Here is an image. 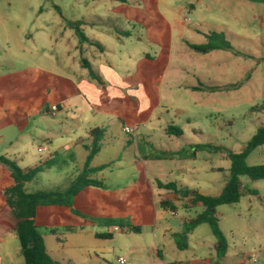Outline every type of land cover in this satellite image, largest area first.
Instances as JSON below:
<instances>
[{
	"label": "crops",
	"instance_id": "1",
	"mask_svg": "<svg viewBox=\"0 0 264 264\" xmlns=\"http://www.w3.org/2000/svg\"><path fill=\"white\" fill-rule=\"evenodd\" d=\"M150 3L153 5L152 12L147 10ZM161 3L162 0H78L74 6V20L71 23L79 25L80 31L88 41L80 39L61 12L59 14L61 22L57 24V30L43 33L46 43L50 41L52 46L55 44V55L50 56L45 52L40 61L28 59L29 63L26 64L27 67L34 66L40 69L47 77L45 86L49 89V94L55 97L49 99L52 104L50 108L47 107L52 116L62 113L66 105H71L69 107L72 112L69 110L68 112L82 118L80 120L82 128L74 130L71 137L60 141L49 155L59 157L63 162L60 166L55 165L43 172L57 168L58 174L63 171L70 174V179H75L82 170L89 152L86 146L91 142V130L105 128L101 149L92 160L93 167L104 166L97 173V177L104 179L103 172L118 163L113 153L110 158L98 159L103 150L113 143L123 151L125 148L134 151L137 149L131 163L136 170L133 178L139 182L133 185L142 192L141 196L149 199L156 210L154 219L144 221L142 226L130 221L132 225L140 228V232H133L125 226L99 223L97 229L96 222L89 225L90 223L84 222L86 220L83 219V221L75 218L68 221L59 220L58 215L77 217L65 207L38 208L37 222L39 230L47 228L40 232L43 234L49 254L47 237L58 236H64L67 244L79 247L78 251H84L76 254V258L71 256L53 258L50 254L54 260L62 264L107 263L98 254H90L87 247L79 241L81 237L106 239L96 236L103 233L110 234L108 238H112L116 230L151 234L149 246L130 250L124 257L126 261L124 264L129 261L128 258L131 259L129 263L132 261L134 263L133 254L143 248L155 249L157 255L155 264H203L194 258L188 260L177 257L167 261L163 257L162 239L165 240L169 234L175 242L174 237L179 233L170 226L160 224V219L167 211L161 214L159 209L164 207H161L159 201L167 200L174 208L181 201L178 200L176 193L158 187V180L166 183L161 180V175L163 171L168 170L159 162L167 159H153L151 155L159 151L174 152L175 150H167L166 147L180 139L186 140L190 148L208 143L215 146L213 135L207 138L203 135V129L196 126H191L187 130L179 128L182 130L180 136L167 132L170 125L176 127L170 114L172 111L178 115L182 114L187 108L182 104L185 100H189L196 108L199 105L210 106L206 115L213 116L222 111L226 92L239 95L246 85L261 84L264 87V71L257 70V61L253 60V55L248 54L246 50H236L231 46L232 49L218 47L203 53L191 48V45L208 43L219 46L214 41V33H223L225 39L231 35L239 36L234 31L235 26L242 30L243 33L240 35H251L254 26L252 20H260L263 23L260 29H264V3L250 0H188L186 4L177 7L168 15L167 7L162 10ZM226 12L235 25L230 24L228 27L225 25ZM187 17L189 21L186 20ZM129 63H132L130 69ZM227 68L232 69L231 78L225 77ZM91 72L97 77L92 76ZM53 106L57 110L52 114ZM86 110L91 111L89 116L86 115ZM98 116L101 117L100 122L95 121ZM162 117L166 118L163 123L155 121V119L160 121ZM192 119L191 115L185 116L188 125H191ZM125 127L135 128L134 133H126ZM220 128L217 121H211V128L207 131L218 132ZM188 133L190 137L187 138ZM76 148L77 151L74 150ZM117 159L120 161L122 158ZM12 184L8 168L0 163V264H23L20 244L18 246L15 243L16 220L4 195V190ZM225 184L221 188H216L213 193L210 190L204 195H220ZM49 185L55 187L53 190L62 187L56 181H51ZM94 188L96 187H88L82 195L74 198V207L82 213L91 211L85 198L92 193H98ZM196 191L201 193L199 190ZM156 194L159 195V201H156ZM184 199L190 200V197ZM105 201L111 205L120 203L110 193L106 195ZM196 205L202 206L200 203ZM141 208V205H138V210L141 211ZM168 210L171 216L176 214L174 210H172L174 215L171 214L170 208ZM45 214L55 218L52 226L47 227V222L41 217ZM123 217H126L125 213L114 214L112 211L105 214V218ZM186 220L184 219L183 223ZM48 230L50 235L47 234ZM175 246L180 251L187 248V245L183 249L177 244ZM204 260L207 262L208 259ZM143 264H147L146 261Z\"/></svg>",
	"mask_w": 264,
	"mask_h": 264
},
{
	"label": "rangeland",
	"instance_id": "2",
	"mask_svg": "<svg viewBox=\"0 0 264 264\" xmlns=\"http://www.w3.org/2000/svg\"><path fill=\"white\" fill-rule=\"evenodd\" d=\"M77 1L0 0V156L17 159V164L21 168L33 166L49 157L51 151L60 141L71 137L74 130L82 128L80 121L82 118L75 117L68 112V110L71 111V107H69L71 105L63 107V112H59L56 116L50 114L49 109L47 110V107L50 108L52 104L49 99L55 97L49 94V89L45 86L47 77L40 69L26 65L29 63L28 59L40 61L45 52L50 56L51 54L55 55V44L52 46L50 41L46 43L43 33L57 30V24L61 22L59 15L61 12L64 14L66 22L71 23L74 20V6L77 5ZM187 1L162 0L161 8L165 10L167 7L168 15L169 12H173L177 7L186 4ZM147 10L153 11L151 3L147 6ZM227 15L226 12L225 25H235L236 23L231 21ZM251 22L254 25L251 35H240L243 33L242 30L235 26L234 31L239 36L231 35L226 39L236 50H246L248 54L253 55V60L257 61V70L264 71V29H260L263 23L260 20ZM227 29L229 30V28ZM215 34L214 41L216 44L222 45L223 40ZM129 64L128 68L130 69L132 63ZM227 69L225 77L231 78L232 69ZM263 103L264 87L261 84L246 85L241 89L239 95L226 92L222 111L213 116L206 115L210 106L199 105L196 108L191 105L189 100L182 102L187 107L185 111L180 115L173 111L170 114L176 127L187 130L191 126H196L203 129V135L208 138L212 134L215 146L220 147L222 151L200 149L196 158L161 160L160 165L168 168L167 171L162 172L161 180L176 182L189 189L199 190L203 194L209 193L210 190L213 193L216 188H221L229 179L230 168L229 159L225 155L222 156L223 150L234 153L243 150L258 126L264 123V112L257 110V107ZM85 113L89 116L91 111L86 110ZM186 115L193 117L191 125L185 121ZM100 119L101 117L98 116L95 121L100 122ZM165 119L162 117L160 121L157 119L155 121L160 124ZM211 121L219 123L221 128L218 132L207 131L211 128ZM186 137H190V134H186ZM39 147H47L49 151L39 152ZM166 148H168L167 150H181L185 154L192 152L187 141L183 139L169 143ZM136 150L125 148L123 151L114 143L103 150L98 159L110 158L113 153V157L118 163L103 172L106 188H94L98 193H92L85 198L91 208L90 213L83 212L88 218L58 215V219L67 221L70 218L83 219L86 220L84 222H89V225L96 222V228L99 226L98 220L104 219L106 212L112 211L114 214L125 213L126 217L123 218L141 226L144 221L149 222L150 219H154L156 210L149 199L141 196L142 192L138 188H134L133 185L135 182H139L133 178L136 170L134 164L131 163ZM117 157L122 159L118 161ZM247 161L250 165L264 164V145L252 151ZM61 162L63 161L61 160ZM61 162L56 166H60ZM194 168L195 171H193ZM58 172L57 168H53L40 173L35 181L27 184V191L53 190L55 187L49 185L51 181H56L58 185L62 186L61 188H66L73 179H70L69 173L60 171L58 174ZM240 178L245 186L255 189L258 193L257 195L243 194L238 203L224 204L217 208L219 228L228 243L226 254L223 257L218 256L215 249L216 238L212 234L210 226L202 224L193 229L183 240L187 244V248L182 251L176 248L175 242L167 234L166 239H162L164 244L162 252L165 260L171 261L180 257L188 260L190 258L198 259L203 264H239L243 261L246 264H264V180L252 181L247 176ZM108 193L112 194V197L118 199L120 203L118 205L106 203L105 199ZM177 195L181 202L177 203V207L174 208L176 214L171 216L169 207L159 209L161 214L167 211L160 219V224L170 226L179 235H182L184 232L183 220L195 217L203 210V206L196 205L181 195ZM155 198L156 201H159V195L156 194ZM181 204L189 206L184 207ZM138 205H141L142 212L138 210ZM51 209L56 210L55 208ZM170 210L172 211L171 208ZM41 217L47 222V227L52 226L55 218L48 217L46 214ZM46 229L40 230L43 232ZM47 234L50 235L49 230ZM150 239L149 232L138 234L116 230L112 238L99 240L81 237L79 242L87 247L90 254L96 253L103 257L107 262L104 264H119V259L126 257L130 250L149 246ZM15 243L19 246L17 237ZM47 247L53 258L75 257L76 254L84 252L78 251L79 247L67 244L64 236L47 237ZM156 256L155 249L144 250L143 248L133 254L134 263L133 261L129 263L131 259L128 258L129 261L126 264H143L144 261L147 264H155ZM204 259H208L207 262Z\"/></svg>",
	"mask_w": 264,
	"mask_h": 264
},
{
	"label": "trees",
	"instance_id": "3",
	"mask_svg": "<svg viewBox=\"0 0 264 264\" xmlns=\"http://www.w3.org/2000/svg\"><path fill=\"white\" fill-rule=\"evenodd\" d=\"M250 1L264 3V0ZM69 25L75 29L77 35L82 41H88L80 31L78 24L74 25L73 23H69ZM215 35L223 40L222 45L217 46L213 43H208L204 45H191V48L203 53L209 52L218 47L232 49L223 33H216ZM91 75L97 77L93 72H91ZM195 89H199V87H195ZM257 110L264 112V104L257 107ZM167 132L177 136L182 134L181 129L171 125L167 128ZM105 133V128H94L91 130V142L86 146L89 152L82 170L66 188H58L49 191L36 190L34 192H28L26 189V184L35 181L41 172L61 162L59 157H47L33 166L21 168L18 166L17 160L0 156V163L8 168L13 180V184L4 190V195L16 220L15 233L20 244V254L23 258V264H62L54 260L46 249L44 237L39 230L40 227L37 222V211L40 207H65L70 210L71 214L77 217L83 219L88 218V216L74 207V198L82 195L88 187L106 188L104 180L97 177V173H99L104 166H92V160L101 149ZM262 145H264V123L258 126L256 132L249 139L241 152L234 153L223 150L224 155L230 161L229 179L227 180L221 194L218 196L204 195L176 182L163 183L160 180L157 181L159 188L172 191L184 198L190 197L192 203H200L203 206V210L195 217L184 221L183 234L175 236V242L180 249L186 247L187 244L183 242V240L186 239L188 233L202 224H208L212 234L216 238L215 249L218 256L223 257L226 254L228 243L219 228L217 208L224 204L238 203L243 194L257 195L258 192L255 189H250L245 186L240 177L247 176L252 181L264 180V164L250 165L247 161L251 152ZM191 149L192 152L189 154H185L181 150L174 152L159 151L151 155V158L185 159L194 158L200 149H212L215 152L222 151L220 147L213 146L211 143L195 145L191 147ZM139 151L141 153L140 147ZM144 158L147 157L144 156ZM160 205L161 207H169L174 210L173 204L167 200H162ZM98 222L109 226H125L133 232H140V228L132 225L129 219L126 218H104L98 220ZM96 236L98 238H108L110 237V234L103 233L97 234Z\"/></svg>",
	"mask_w": 264,
	"mask_h": 264
},
{
	"label": "built area",
	"instance_id": "4",
	"mask_svg": "<svg viewBox=\"0 0 264 264\" xmlns=\"http://www.w3.org/2000/svg\"><path fill=\"white\" fill-rule=\"evenodd\" d=\"M186 20L189 21V18L187 17ZM56 110H57L56 107H54V106L51 107V113H52V114H53ZM124 130H125L126 133H130V134H132V133H134L135 128H132V127H125ZM44 151H48V148H47V147H39V152H44ZM171 214L174 215V212L172 211ZM125 262H126V261H125L124 258H120V259H119V263H120V264H124Z\"/></svg>",
	"mask_w": 264,
	"mask_h": 264
}]
</instances>
